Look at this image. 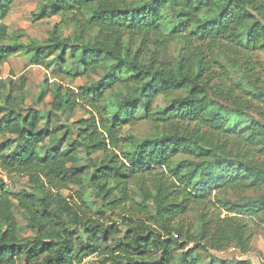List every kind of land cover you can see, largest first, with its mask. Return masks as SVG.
<instances>
[{"label":"trees","instance_id":"obj_1","mask_svg":"<svg viewBox=\"0 0 264 264\" xmlns=\"http://www.w3.org/2000/svg\"><path fill=\"white\" fill-rule=\"evenodd\" d=\"M15 1L0 0V20ZM55 16L75 33L7 43L0 24V73L14 55L60 69L28 106L25 78L0 79V165L28 183L0 180V264H251L240 256L264 230V0H44L34 14ZM77 108L86 118L69 124ZM142 122L148 137L123 132ZM230 248L239 257L198 255Z\"/></svg>","mask_w":264,"mask_h":264},{"label":"rangeland","instance_id":"obj_2","mask_svg":"<svg viewBox=\"0 0 264 264\" xmlns=\"http://www.w3.org/2000/svg\"><path fill=\"white\" fill-rule=\"evenodd\" d=\"M43 1L44 0H16L13 3L9 15L3 20H0V24L3 23L5 26H7L8 29L7 43H10V41L27 42V38L38 43H43L47 40L54 26H57V29L61 32L60 35L63 37H69L75 33L74 29L72 28L73 21L71 20L70 16H55L49 19L35 20L34 14L37 12L38 7L42 4ZM177 50L178 48L176 45L170 44L164 48V50L161 52V55L166 62L172 61V59L175 58L177 54ZM216 51L219 53L218 49ZM258 60L264 65L263 55H259ZM59 70V68L53 67L52 69L46 71L41 67L28 66V62L24 57H21L20 55H14L9 57L1 67L0 79H3L5 81L12 79L14 82H16V80H18L20 77L25 78L26 86L23 92V96L26 100L24 101V106H28L30 102H32L36 98L44 81H47V83L43 84V87L50 86L52 82H59L58 80H54L52 78L54 74H59ZM88 81L89 79L84 77L75 79L72 84L67 83V81H64L63 84L64 86H69L75 89L79 86H84L86 83H88ZM122 93L124 94V91H122ZM50 101V97H46L41 106L46 105ZM156 103L159 106H163L166 103V100L161 98L158 99ZM79 118H86L85 111L82 108H77L74 111L72 117L69 120V124ZM123 132L132 134L139 139H144L148 137L150 128L146 122H142L134 127L124 128ZM6 140L7 138H1L0 141L5 142ZM11 148H13V146ZM11 181L12 191H21L28 188L27 179L24 176H12ZM61 195L65 198L73 196V194L68 191L62 192ZM13 212L19 224L21 226H24L25 218L23 217L21 211L18 208L14 207ZM116 219V217H113L112 219L108 218L107 220H104L103 223L100 221L99 225H104V230V228L109 227L112 222H115ZM187 219L188 221L192 220L190 216ZM24 235L25 233L21 234V236L23 237ZM97 237L102 241L104 239V234H97ZM111 245V242H109L108 244L103 241L101 242L102 247ZM191 247L192 246L189 245L187 249H190ZM198 255L203 258L204 262H208L209 256L216 257V261H218L219 258L230 259L233 256L239 257V254L233 248H230L218 254L210 252L207 256L201 253H199ZM240 258L249 260L251 264H264V230L257 231L255 237L252 240L251 252L244 256H240ZM95 260V257H88L84 259L82 264H95Z\"/></svg>","mask_w":264,"mask_h":264},{"label":"built area","instance_id":"obj_3","mask_svg":"<svg viewBox=\"0 0 264 264\" xmlns=\"http://www.w3.org/2000/svg\"><path fill=\"white\" fill-rule=\"evenodd\" d=\"M0 180L3 182V184L7 187H11V180L8 174L3 170V168L0 165Z\"/></svg>","mask_w":264,"mask_h":264}]
</instances>
